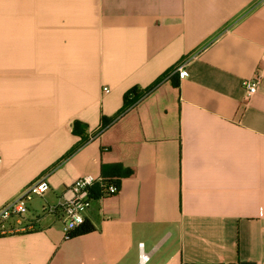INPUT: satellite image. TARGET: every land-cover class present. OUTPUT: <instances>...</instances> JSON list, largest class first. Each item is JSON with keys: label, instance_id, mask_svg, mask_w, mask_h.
I'll list each match as a JSON object with an SVG mask.
<instances>
[{"label": "crops", "instance_id": "obj_1", "mask_svg": "<svg viewBox=\"0 0 264 264\" xmlns=\"http://www.w3.org/2000/svg\"><path fill=\"white\" fill-rule=\"evenodd\" d=\"M263 52L264 0H0V209L49 187L0 264H264ZM87 175L93 232L35 218Z\"/></svg>", "mask_w": 264, "mask_h": 264}, {"label": "built area", "instance_id": "obj_2", "mask_svg": "<svg viewBox=\"0 0 264 264\" xmlns=\"http://www.w3.org/2000/svg\"><path fill=\"white\" fill-rule=\"evenodd\" d=\"M264 57V52L263 55ZM173 74H177L178 78L182 79L188 76L185 63L178 65ZM259 76L255 75L249 79L242 81V88L245 91V98L249 99L256 92L259 82ZM104 93H108L107 88L103 89ZM1 167V158H0ZM98 185V197H106L115 195L118 192V187L112 183L102 182L90 175L75 179L69 187L64 191L62 198L55 205L43 207L47 215L55 216L61 223V230L67 238V235L74 229L80 227L85 221V213L91 207L92 202L96 199L93 189ZM49 187L44 179H40L30 184L23 190L15 199L8 202L0 209L1 219H10L17 216H23L28 211V204L34 197H41ZM139 244V248H142ZM140 261H146L147 256L142 252L139 255Z\"/></svg>", "mask_w": 264, "mask_h": 264}, {"label": "trees", "instance_id": "obj_3", "mask_svg": "<svg viewBox=\"0 0 264 264\" xmlns=\"http://www.w3.org/2000/svg\"><path fill=\"white\" fill-rule=\"evenodd\" d=\"M172 83H173V85H177V82H176V80H175L174 78L172 79ZM130 93H133L134 96H135V94H136V89L133 88L132 90H130L129 92H127V93L124 95V105H125V100L128 98V96L130 95ZM72 132H73L74 134H77V135H79V136L82 137V133H81V131H80V129H79V125H78L77 122H74ZM124 173H125V174H124L123 178H130V177H133V176H134V172H133V170H128V171H125ZM103 181H104V180H103ZM107 183H109V182H107ZM112 184H114V185H116L117 187H119V185H118L119 182H113ZM98 191H99V187H98V185L96 184L95 187H94V189H93V192H94V196H95V198H98V196H99L98 193H97ZM93 231H94V227H93V225L90 224L88 221H84V223H83L80 227H78V228L74 229L73 231H71V232L67 235V238H68V239L76 238V237H78V236H82V235H86V234H88V233H91V232H93Z\"/></svg>", "mask_w": 264, "mask_h": 264}, {"label": "rangeland", "instance_id": "obj_4", "mask_svg": "<svg viewBox=\"0 0 264 264\" xmlns=\"http://www.w3.org/2000/svg\"><path fill=\"white\" fill-rule=\"evenodd\" d=\"M34 200L32 201L33 205L34 203L35 204H38V202L40 200H38V198H33ZM35 201V202H34ZM40 215H47L46 211L42 209V211L40 212L39 211V214H37V216H35V218L37 219ZM25 216H17L15 218H10V219H1L0 218V236H3V235H7V234H14L16 232H19V231H26V230H33L34 229V226H33V223H34V220L33 219L32 223L30 224H26V223H29V222H25ZM21 222V224L25 225V226H16L15 224H19ZM20 225V224H19Z\"/></svg>", "mask_w": 264, "mask_h": 264}]
</instances>
